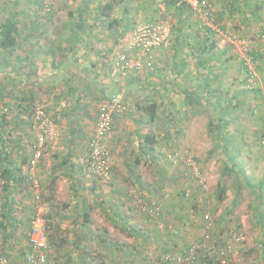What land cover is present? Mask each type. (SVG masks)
Wrapping results in <instances>:
<instances>
[{
	"label": "rangeland",
	"instance_id": "rangeland-1",
	"mask_svg": "<svg viewBox=\"0 0 264 264\" xmlns=\"http://www.w3.org/2000/svg\"><path fill=\"white\" fill-rule=\"evenodd\" d=\"M139 1L130 0V2L125 3L119 0H82L81 2L79 0L0 1V21L6 19L8 14L16 11L29 12V18L25 17V20L38 21V16L42 15L43 18H40L42 20V26H40L38 31L32 32L39 35V37L43 36L46 40L51 38L48 31L53 25L52 20H54V14L57 15V22L61 25L63 23L66 25V23L68 24L67 21L69 18H71L73 10L78 11L82 9L89 12L90 7L92 9V7L94 8L96 6L98 12L105 13L101 10L107 12L103 7L106 3L112 2L114 6L110 12L111 17L116 16L119 19L121 17L118 16H121L125 12L132 15L131 17L128 16L129 19L126 20V24L123 25L120 22L117 28L115 26L111 27L110 32L107 33V38L104 39L105 36L103 37V41L117 42L116 49L121 45L117 50V52H121L114 59V64L106 67V72H104V69L100 70L99 67L97 70L100 71L96 70L95 72L92 67H76L68 64L61 65V67L56 66L54 69L49 66V62L45 64L42 61L41 64H38L34 58H31L28 61V73L29 75L35 74V77L37 76V83L32 81H24L23 83L7 82L8 85H11L12 98L9 108H11L12 114H10V118L7 117L6 113L0 114V123L2 122L4 124L6 118L8 123H16L10 129L12 131L18 127L20 133L19 138L15 133L10 134V136H14L13 138L17 140L15 142L18 143V139H20V141L22 140L29 144L30 148L34 145L36 134L32 128L31 116L37 106H42L51 120L49 131L45 133L46 140L43 144V156L38 159L40 161L39 163L37 161L35 166H40L41 168L37 174L43 187L41 198L44 210L49 209L47 213L50 217L46 218L48 221L47 234L50 254L55 260L57 259L59 264H122V259L111 256L109 252L110 249H113L112 253H114L118 243H129V241L131 242L133 238L137 237L132 231V233L129 232L131 230L130 226H133L136 232L146 235V237H140L139 242L142 243L139 246H143V249H149L157 253L153 246H145L144 241L150 239L152 244L159 246L162 243L161 238L163 239V236L167 237V233L164 230L160 233L152 220L145 216L144 213L136 211L134 194L138 195L144 202L159 204L162 207L164 211L163 220L174 224L175 228L169 235L171 239L172 235H174L175 240H173V243L175 246L188 245L193 239L200 237L204 231H208L213 236L217 231L226 235L235 226L233 230L246 235V243L243 249L249 244V233L247 227L244 229V222L242 220V217L248 214L246 212V202L244 201V197L239 194V196L235 197L236 201L232 203L234 198L232 200L229 198V190L236 187L238 193H241L247 185L254 197L255 191L258 189V193H262V198L264 199V183H262L264 182V128L260 130L258 127L264 124V40L258 37V31L264 24V0H216L215 4L217 8L213 10V23L220 32L205 26L199 27V31H202L201 34L206 36L204 40L209 41L212 38L223 39L222 42L224 44H230L233 47L231 48L232 58L230 65L227 67L231 74L230 77H234L235 79L237 96H233L228 101L227 108L224 107V109L226 112L234 108L244 112L247 111V117L245 118L248 119V124H252V129L254 130L257 128V132H253L254 134L250 135L252 137L261 135L259 138V146H255V150L259 154V162L256 161L253 163L254 168H251V163H248L250 169L246 172L250 171V173H245L242 177L245 185L243 183H237V177H235L232 171L228 175L225 171L224 162L220 158L222 154L219 146L221 139L213 128L215 120L213 119L214 114H212V108L210 107L205 108L203 112L202 110L195 111L193 107L190 108L185 103L186 107L181 110V115L177 110L172 111L175 114L171 116L172 118L168 117L167 120H165L164 113L162 117L157 115L154 124L155 131L158 133L156 134L154 132L157 136L154 150L149 153L143 147L145 145H143L144 142H141V135L145 131H150L149 126L153 124V121H150L146 110L141 109L140 106L148 105L152 94H156V92L151 94H138V89L133 86L132 81L134 75L140 73L132 72L126 78L116 77L117 73H112L115 70L116 61H119L123 56H132L129 44L133 31L139 24L148 21H157L169 23L173 26V23L176 21L177 11L168 8L166 0H145L148 2L144 4V8L139 7ZM223 7H226L227 14L230 15L228 19L222 15L223 12H221V9ZM146 9L147 12L145 11ZM179 10L188 11L187 14L190 16L188 19L193 22L194 27L195 24L198 25L201 23L198 16L189 8H180ZM151 13L153 14L151 15ZM103 16L105 18V14ZM92 20L94 25L106 27V18L103 19L102 23H97L94 19ZM40 31H42V34H40ZM16 34L19 38V32ZM27 36L29 38L26 41L28 46L25 44V47L22 49L18 45L19 47L17 46L18 48L12 49L9 55H7L8 51L0 52L2 53L0 58L6 61H15L16 57H20L22 52L27 56L29 53L33 56L38 53L41 55L44 54L43 50H37L39 45L36 44L37 40L35 36L32 33H29ZM232 36L236 37L238 41L233 42ZM60 39L61 41H67L68 37L61 34ZM245 40H250V44L247 47L240 43V41ZM16 43L18 42L15 39V45ZM171 44L169 47H171ZM165 48H168V46ZM212 49L214 47L209 49L211 54L213 53ZM64 52L65 50L63 49L60 52L55 51L56 54L61 53V55ZM117 52H113L112 54L111 47L110 51L103 55L110 56L112 54L113 57L114 54L115 56L117 55ZM46 59H48V56H45V61ZM58 69H60L58 73L60 74V78L55 79L54 76L57 73H54V70L56 72ZM159 69L160 67L154 66L152 70H143L144 74L147 75L148 73H159ZM1 71L3 73L5 72L3 65L1 66ZM76 71L80 72V76L89 75L86 76L85 80L88 78L93 81H97L102 76L106 78V73H108L110 77L107 81L108 85L115 81L120 85L119 87L121 89L114 90V86L109 88L106 86L107 89L105 88V90L109 94L118 91L122 95L125 104L128 101L132 103L134 108L131 111L133 115H130L128 121V124H130L129 130H127L129 135L125 140L124 138L122 139L123 145L121 148L119 149L115 146L112 149L106 141L111 157V172L108 179L98 178L89 173L83 168L80 161L88 149L90 137L93 132L92 127H94L93 124L96 117V107L100 99L92 101V106H89L90 111L86 110V114L83 115L86 120L83 123L84 129L82 131H86V137L82 135L85 133L81 132V134L77 132L78 130L70 131V134L73 136L69 141L74 142L75 145L72 144L70 148V152L74 154V156H71L74 159L73 162L71 161V167L69 168L67 163H64V167H61V169L54 166L55 173L53 171L50 172L49 167H51V164L49 163L57 162V159L58 161L63 159V154L60 153V155L56 154V156L53 155L51 157L52 154L50 153L49 156L44 157L49 143L59 130V121L53 119L54 117L56 118L58 111H60L57 109L59 105L57 100L61 102L66 98L58 99L60 94L56 91L57 86L53 84V79L58 81L59 88L65 85V88L61 89V94H65L66 96L67 93L70 94L67 86L73 85L75 76L79 77ZM96 75H99V77H95ZM80 81L82 80L80 79ZM93 83L95 84L96 82L88 83L87 87L83 88L82 86V89L86 91L90 88L89 90L92 91L91 87ZM17 89L25 95L28 92V95H26L28 98H26L27 103L33 101L31 111L29 108H24V101L21 104L19 92H14ZM3 92L4 87H0V107L3 101V97L1 96ZM239 96L242 98H239ZM225 98L223 94H220L219 100L221 101V105L219 106L220 109H218L220 111H223L222 104H225ZM166 100L168 101V99ZM174 101H179V98L172 99V102ZM20 105L22 112H20ZM175 105L176 102L173 103L174 108ZM213 108L217 109L216 106ZM163 111L165 112L166 110L164 109ZM51 112H54V114ZM51 116L54 117L52 118ZM158 117L159 119H157ZM131 122L137 123L138 130H133ZM168 123H171L172 126L166 130L169 127ZM256 125L258 126L256 127ZM139 129L144 131H139ZM174 151L180 152L183 155L187 154L192 156L196 162L195 167L200 171L202 177L200 183L203 186H199L198 180L191 177L187 179L186 176L181 175V169L184 166L188 167L187 170L190 173L191 167L185 164L183 165V161L172 159L169 155ZM1 153L3 159L8 158V151L2 149ZM9 156L10 158H16L17 153H9ZM136 159L139 160V163L136 162ZM233 165V169L235 167L243 168L238 163H233ZM243 165L246 166V163ZM62 168L70 169V178L63 177L60 173ZM33 170L36 173L37 168L34 167ZM14 172L17 173L18 170L16 169ZM23 174L24 172L20 177L24 179L20 181L21 183L19 185L16 183L15 178L5 182L4 176L0 174V255L4 253V250L9 254L17 251L21 259L23 250L27 246L30 217L34 212L32 207V194L27 190L32 180L26 178V182ZM53 176L57 177L54 183L55 194L52 201H47L46 198L48 196L45 186ZM35 178L37 179L36 175ZM221 178L227 180L229 183V189L227 191L228 198L225 201L218 202L214 194L217 183ZM259 180H262L261 184ZM17 182L19 181L17 180ZM73 200L76 203L73 211L74 215H67L69 201ZM80 204H82V208H79ZM46 207L47 209H45ZM84 210L89 212V221L87 223L83 220ZM205 213L209 215V220L207 221L202 220V216ZM66 217L70 219L74 218L72 221L73 226L70 228L68 224L64 223ZM50 236L52 240H50ZM68 236L71 239L74 237V240L67 239ZM60 237H64L65 239L63 246L67 248L66 252H63L64 247L57 251L53 243L56 238ZM5 238H7L6 247L2 246ZM137 239L139 240V237ZM243 249L240 255L241 264H244L243 259L245 258V250ZM68 252L71 255L70 257L68 256ZM72 253H75L77 256L75 257V254L73 255ZM16 264H19V262H16Z\"/></svg>",
	"mask_w": 264,
	"mask_h": 264
},
{
	"label": "crops",
	"instance_id": "crops-1",
	"mask_svg": "<svg viewBox=\"0 0 264 264\" xmlns=\"http://www.w3.org/2000/svg\"><path fill=\"white\" fill-rule=\"evenodd\" d=\"M79 1L81 2L82 0ZM119 1H122L123 3L128 1L130 2V0ZM148 1L140 0L139 7L144 8V4ZM210 1L213 4V10H215L217 8V5L215 4L216 0ZM101 11L104 12L103 10ZM145 11L147 12V9ZM221 12H223L222 15H224V17L228 19V16L230 15L227 14L228 11L226 7H223L221 9ZM28 13L29 12L16 11L6 16V18L14 17V21L16 22V33L19 32L21 36H19L18 38L17 34L12 33L16 41L18 42L16 43V47L20 45L23 49V47H25V44L26 46H28V43H26V41L29 39L27 35L29 33H32V35L35 36L37 40L36 44L39 45V48H37V50H43L44 54L41 55L40 53H38L33 56L31 53H29L27 56L22 52L20 57H16L15 61L7 60L6 63H0V65H3L5 71L4 73L1 71V65L0 87H4V92L3 95H1L3 97V101L0 107V114L6 113L8 118H10V114H12L11 108H9V104H11L12 94L11 85H8L7 82L23 83L24 81H32L37 83V76H34L35 78L33 79H30L29 77V59L34 58L36 60V63L38 64H41L42 61H44L45 64L49 62L48 64L51 68H54L56 66L61 67V65L68 64L74 65L76 67H92L95 72L99 67L100 70L104 69V72H106V67L113 65L114 59L121 52H117L119 47H121L120 45L118 49H116V45L118 44L117 42L103 41V37L105 36L104 39H106L107 33H109L111 30V27H109L108 25V20L106 19L105 21L106 27L93 24L92 19L96 20L97 23H102L103 19H105L103 16V14L105 13L98 12L96 6H94V8L92 7V9L90 7L89 12L82 9H79L78 11L73 10L71 18H69V20L67 21L68 24L66 23V25L64 23L61 25L59 22H57V15L54 14V20H52L53 25L48 31V33H50L51 35V38L47 40L43 36L39 37V35L33 33L35 31H38L40 26H42V20L40 19L43 18L42 15L38 16V21L25 20V17L29 18ZM187 13L188 11L185 12L181 10H178L176 12V21L173 23L171 32V47H169V44L168 48L161 47L154 52L153 67L149 70L154 69V66L160 67V69L158 70L159 73H148L147 75H145L144 70L142 69L137 72L140 74L134 75L132 81L133 86L138 89V94H151L156 92V94H152L150 103H156V117L157 115H159V117H162V114L164 113L165 120L175 114L172 111L177 110L181 115V110L186 107L185 103L188 105V107H193L195 111L202 110L203 112L207 107L212 108L211 112L212 114H214V118H212L215 120L213 128L215 130V133L217 132L218 137L221 139V142L219 143L222 153L220 158L224 163H227L228 167H230V171H232L235 177H237V183H243V174L250 173V171L246 172L248 169H250L248 163H251L250 167L254 168L255 166L253 165V163L256 161L259 162V154L256 152L255 146H259V138L261 137V135L257 137H252L250 135L257 132V128L254 130L252 129L253 125L248 124L249 121L245 118L247 117V111H240L237 108L227 110V112L223 114V125H220L218 122L219 118L222 116V112L225 110L224 107L227 108L228 101L233 96H237V92L235 90V88L237 89L235 85V79L234 77H230L231 74L229 73V68L227 67L228 65H230V61L232 58L231 48L233 47L230 44H224V42H222L223 39L219 40L217 38H212L209 41L204 40L206 36H203V34H201L202 31H199V24H195L194 27L193 22L188 19L190 18V16ZM152 14L153 13H151V15ZM128 16L131 17L132 15L125 12L121 16H118L121 17L119 18V20L123 23V25L127 23L126 20L129 19ZM114 18L117 17L114 16ZM41 32L42 31H40V34H42ZM61 34L68 37L67 41H61ZM117 35H119V33H117ZM111 47L112 54L113 52H117V55L115 56L114 54L113 57L112 54L110 56L103 55L104 53L107 54L106 52L110 51ZM211 47H214V49H212V54L209 52V49ZM62 49L65 50L62 55L61 53H55V51L60 52V50ZM0 52H2L1 48ZM45 56H48V59H46V61ZM209 65L211 66L210 68ZM59 70L60 69H58L56 72L54 70V73H57L54 76L55 79L60 78V74H58ZM39 72L41 73V71ZM76 73L79 77L75 76V82L73 83V85L67 86L68 92H70V94L67 93L66 96L65 94H61V89H64L65 85L59 88L58 81L53 79V84L57 86L56 91L60 94V97H58V99L66 97L64 98L65 100H62L61 102L57 100V103L59 104L57 106V109L60 111H58L56 118L54 116V118L52 116L51 117L59 121V130L53 140L49 143V145L47 144L49 147H47V152L46 154H44V157L49 156L50 153L52 154L51 157H53V155L56 156V154H63V159L59 161L57 159V162L49 163L51 164V167H49L50 172L53 171L54 173L56 172L54 170V166L61 169V167H64V163H67L69 168L71 167V161H74L71 156H74V154L70 152V148L72 147V144L74 145V142L69 141V139H71V137L73 136L70 134V131L78 130L77 132H83V123L86 120L84 119L83 115L86 114V110L90 111L89 106H92V101L100 99L101 102L104 97L108 96L109 93L107 90H105V88L107 89V87L109 88L111 86H114V90L121 89L119 87L120 85L115 81L113 82L114 84L111 83L108 85L107 81L110 78L108 73H106V78H103L102 76V78H97V81H93L88 78L87 80H85L86 76L89 75L80 76V72L76 71ZM97 76L99 77V75H96L95 77ZM3 77H5L6 79ZM80 79L82 81H80ZM92 82H96L95 84H92V91L89 90L90 88L86 91L82 89V86L83 88H85L87 87L88 83ZM14 92H19V97L22 104L23 101L27 98L26 95H28V92L26 93V95L23 94L22 91H18V89L14 90ZM220 94H223L226 97L225 104H222V112L218 110L220 109L219 106L221 105V101L219 100ZM176 97L179 98V101H174L176 102L174 108V102H172V99L174 100ZM239 98L242 97L239 96ZM166 99H168V101ZM25 104L27 103L25 102L24 105ZM126 105L127 106L124 114L117 120L113 131L107 139V143H109V147H111L112 149H114L115 146L120 149L123 145L122 139L124 138L125 140L129 135L127 130H129L130 124H128V121L130 115H133L131 114V111L134 108L132 103L128 101L126 102ZM211 105L213 107L216 106L217 109L213 108ZM164 109L166 110L165 112L163 111ZM168 110L170 111V113ZM20 112H22L21 105ZM51 113L54 114V112ZM159 117L157 119H159ZM155 120L156 119H154L153 124L149 126V130L153 133L156 132L157 134L158 132L155 131ZM131 123L133 125V130H138L137 123ZM171 123H168L169 127H167L166 130L168 128H171ZM14 124L16 123H8L7 118L5 119L4 124L2 122L0 123V174L2 175V173H4V177L5 175L8 176V172L4 169L7 168L9 171H11V173H13L19 167L20 172L18 171L17 174L22 175V173L24 172L23 176L25 178H28L30 172L29 164L34 157V149L30 148L29 144L23 142L22 140L20 141V139H18V143L15 142L17 140L13 138L14 136H10V134L15 133L18 138L20 137L18 127L10 131ZM2 125L4 126L2 127ZM94 125L95 122L93 126ZM257 126L258 125H256V127ZM258 127L260 128V130H263L264 124H261ZM92 128L94 130V127ZM139 131L144 130L139 129ZM83 133L85 134H81L83 136L85 135L86 137V131H84ZM115 139H117V141H115ZM118 148H116V150H118ZM2 149L4 151H8V158L3 159L1 157ZM11 152L17 153L16 158H10L9 153L12 154ZM3 154L7 155L6 153ZM261 160L263 161V159ZM233 163H238L240 164V167L243 168L235 167L233 169ZM244 163H246V166L243 165ZM35 168H37V170L36 173L34 172V175H36L37 179L41 183V180L37 175L41 168L40 166H35ZM241 171L244 172L240 173ZM60 173L63 175V177L70 178V169L62 168ZM261 181L262 180H259L260 184ZM243 184L245 185V183ZM249 190L250 189L246 185L244 190H242L241 193H238V189L236 187H233L231 190H229L228 196L232 200L233 198L241 194L244 197V201L246 202V212L248 214H246V216H243L242 220L246 224L245 225L243 223L244 229L247 227V231L249 233V244L244 247L245 249H243L245 250V258L243 259L244 264H264V199L262 198V193H258V189H256L255 191V197ZM69 202V211L66 214L74 215L73 211L75 209L76 203L74 200ZM79 208H82V204L79 205ZM73 220L74 218L70 219L69 217H66L64 223L68 224L70 228L71 226H73ZM136 233L137 237H139V240L134 236L135 238H133V241H129V243H118L116 245L117 249L115 250V252L112 253L113 249H110L109 254L111 256H116L117 259H122V264H145L143 258V246H139L142 242L139 241L141 239L140 237H146V235L142 233L143 236H138L139 233ZM215 236L216 238L219 237L220 240H223L226 237L225 234H221L220 232L218 233V231L215 233ZM69 238L70 237L68 236L67 239ZM72 239L74 240V237ZM72 239L70 238L69 240ZM161 240L162 243L159 246H155L156 244H152V241H150V239L147 241L145 240L146 242L144 241V245L153 246L158 254H163V252L168 249V246L173 244V240H175V237L174 235H172L171 239L169 236H163V239L161 238ZM63 247V252H66V246H62V248ZM176 248L177 249L174 250L175 252L181 251V246H177ZM68 256H71L69 252ZM74 256L76 257L77 255L75 254ZM16 262H19V264H25L23 259L19 258L18 252L14 251L11 254V258H9L8 260V264H16ZM229 262L228 264H230ZM231 264H234V262L231 261Z\"/></svg>",
	"mask_w": 264,
	"mask_h": 264
},
{
	"label": "built area",
	"instance_id": "built-area-1",
	"mask_svg": "<svg viewBox=\"0 0 264 264\" xmlns=\"http://www.w3.org/2000/svg\"><path fill=\"white\" fill-rule=\"evenodd\" d=\"M4 1V0H0ZM187 3L189 9L193 11L200 19L199 27L205 26L216 31L217 28L213 23V8L209 0H180ZM220 32V31H218ZM258 37L264 40V25L258 31ZM233 42L238 41L233 37ZM171 43V24L148 21L139 24L133 31L129 48L132 56L121 57L115 62V71L121 78H126L132 72H139L142 69H150L153 65L154 52L161 48L167 47ZM245 47L250 44V40L240 41ZM251 74L252 71H250ZM125 104L122 95L118 92L112 93L109 97L98 104V117L95 122V132L89 141L86 154L82 158L83 168L98 178L108 179L111 172V157L106 144V137L109 134L115 116L123 112ZM50 118L42 106H37L32 115V128L36 134V140L33 145L34 157L29 164V176L32 180V207L33 215L29 222L27 233V249L24 254L25 264H58L50 254L49 242L47 238V229L45 221V210L41 198V189L38 180L34 175V167L38 159L42 156L43 144L45 143V133L49 131ZM174 160L183 161V165L190 166L191 173L184 166L181 169V175L198 180L201 185V174L192 156L181 154L175 151L169 155ZM194 169H193V167ZM34 178V179H33ZM134 203L136 209L140 212L152 216H159L161 206L144 202L138 195L134 194ZM154 217V218H155ZM208 219L207 214L204 215ZM156 219V218H155ZM156 223L158 228L163 231L166 228L165 222L160 220ZM168 227V226H167ZM171 226L169 225V228ZM246 239L242 233L230 230L226 233L223 243L217 242L214 236L208 231L203 233L198 239L190 242L186 247L180 249V252H163V254L154 253L146 249L143 252L145 264H241L240 255L243 244ZM0 264H8V260L0 255Z\"/></svg>",
	"mask_w": 264,
	"mask_h": 264
},
{
	"label": "trees",
	"instance_id": "trees-1",
	"mask_svg": "<svg viewBox=\"0 0 264 264\" xmlns=\"http://www.w3.org/2000/svg\"><path fill=\"white\" fill-rule=\"evenodd\" d=\"M166 5H167V7L168 8H171V9H173V10H176V11H178L180 8H189L188 7V5H187V3H185V2H180V0H166ZM113 6H114V4L112 3V2H110V3H106L105 4V6L103 7L105 10H107V12L106 11H104L105 12V18L108 20V25H109V27H114L115 26V28H117L118 27V25L120 24V20L118 19V18H114V16L113 17H111V14H110V12H111V10L113 9ZM15 25H16V22L14 21V17H9V18H6V19H3L2 21H0V48L2 49V52H4V51H8V53H7V55H9V53H10V51H12V49H15L16 48V45H15V37L13 36V34L12 33H15L16 34V32H17V30L15 29ZM264 25V24H263ZM171 32H172V26H171ZM2 53H0V55H1ZM0 63H6V60H2L1 58H0ZM17 65V64H16ZM18 65H19V63H18ZM114 73H117L115 70H113V73L112 74H114ZM35 76V74H32V75H29V77H30V79H33V78H35L34 77ZM118 75L116 74V77H117ZM119 77V76H118ZM120 78V77H119ZM116 92H118V91H116ZM116 92H112V93H116ZM111 93V94H112ZM110 95V94H109ZM109 95L108 96H106V97H104V99H102V101H104V100H106L108 97H109ZM28 99V98H27ZM27 99H25L24 100V103L26 102L27 103ZM125 99V98H124ZM101 101V102H102ZM32 102L33 101H29L27 104H25L24 105V108L25 109H28L29 108V110L31 111L32 110ZM100 103V102H99ZM98 103V104H99ZM124 104H125V102H124ZM140 108L141 109H144V110H146V112H147V114H148V116H149V119H150V121H153L155 118H156V112H155V110H156V103L154 102H151V103H149L148 105H144V106H140ZM125 109H126V104H125ZM125 109H124V111L123 112H121V113H118L116 116H115V119H114V121H113V124H112V127H111V130H110V132H109V134L107 135V137L110 135V133L113 131V129H114V126H115V123H117V120L123 115V113L125 112ZM34 112V111H33ZM226 111L224 110V113H225ZM47 113V112H46ZM224 113H222V116L219 118V120H218V122H219V124L220 125H223V123H224V119H223V114ZM48 115V114H47ZM32 117V116H31ZM97 117H98V105H97V107H96V117H95V122H96V119H97ZM32 123V122H31ZM94 128H95V125H94ZM94 132H95V129L93 130V132H92V134H91V137H92V135L94 134ZM141 134V133H140ZM142 136V138H141V142L143 143L144 142V144L143 145H145V146H143L144 148H145V150H147V152H153V150H154V145H155V143H156V139H157V136H156V134L155 133H153V132H151V131H145L144 132V134H142L141 135ZM91 137H90V140H91ZM107 137H106V141H107ZM105 141V142H106ZM32 149H33V146H32ZM175 152V151H174ZM174 152H172V153H174ZM34 153V152H33ZM7 157H8V155H7ZM81 161V165H82V159L80 160ZM136 162L137 163H139V160L138 159H136ZM83 166V165H82ZM224 168H225V171H226V173H227V175H228V173L230 172V167H228V165H227V163H224ZM5 171H7L8 172V176H6L5 175V182H8L9 180H11V179H13V178H15L16 179V183L19 185L21 182L20 181H22V179H24V178H21L20 177V175H18L17 176V173H15V172H13V173H11V171H9L7 168L6 169H4ZM17 170L20 172V168L18 167L17 168ZM242 172H244V171H241L240 173H242ZM4 173H2V176H4L3 175ZM17 176V177H16ZM56 179H57V177H55V176H53L48 182H47V185L45 186V189H46V192H47V198H46V200L47 201H52L53 200V198H54V194H55V185H54V183H55V181H56ZM17 180L19 181V182H17ZM27 179L25 178V181H26ZM27 182V181H26ZM38 182H39V180H38ZM7 186H8V184H7ZM39 186H40V189H41V194H42V185H41V183L39 182ZM30 189V190H29ZM228 189H229V183H228V181L227 180H224V179H220L219 181H218V183H217V187H216V192H215V194H214V197L217 199V201L218 202H222V201H225L227 198H228V196H227V191H228ZM27 190L30 192V193H32L33 192V188H32V183H30V186H28L27 187ZM236 201V198H234L233 199V201H232V203L233 202H235ZM52 204V203H51ZM134 205V204H133ZM45 209H47V207L45 208ZM47 210H49V209H47ZM47 210H45V214H44V217H45V221H46V229H47V224H48V221H47V218H49L50 217V215L47 213ZM136 211H139L138 209H136ZM49 212V211H48ZM142 213H144V212H142ZM145 214V216H147L150 220H152L153 221V224L155 225V227H156V229L161 233V230L158 228V226H157V223H156V219H157V221L158 222H160V220H162L163 222H165V220H163V217H164V211H163V209H162V207H161V209H160V211H159V216H157V217H155V216H152V215H149V214H147V213H144ZM205 214H207V213H205ZM204 214V215H205ZM204 215L202 216V220L203 221H207V220H209V218L208 219H205L204 218ZM208 215V214H207ZM6 216V215H5ZM209 216V215H208ZM47 217V218H46ZM156 219H155V218ZM31 218V217H30ZM83 220H84V222H88L89 221V212L88 211H84V213H83ZM165 224H166V228L164 229V232L165 233H167L166 235L167 236H169L170 237V235L169 234H171L170 232H172L173 230H174V224L173 223H169V221H167V222H165ZM169 225L171 226L170 228H169ZM168 226V227H167ZM4 228H5V226H3ZM131 227V230L129 231V232H133V234H135L136 233V230L134 229V227L133 226H130ZM233 228H234V226H233ZM233 228L232 229H230V230H233ZM134 230H135V233H134ZM229 230V231H230ZM228 231V232H229ZM236 231V230H235ZM131 232V233H132ZM207 231H204L203 233H206ZM220 231H218V233H219ZM227 232V233H228ZM237 232H239V231H237ZM10 233H11V231H10ZM139 233V232H138ZM221 233V232H220ZM240 233H242V232H240ZM142 233H139L138 234V236H142L141 235ZM244 236H246L244 233H242ZM136 236H137V233L135 234ZM47 238H48V234H47ZM199 238V237H198ZM198 238H196V239H198ZM195 239V240H196ZM214 239H216L217 240V242H218V244L221 242V243H223L224 241L223 240H220V238L218 237V238H216V236L214 235ZM50 240H52V238H51V236H50ZM170 241H172V240H170ZM194 240H192V242H193ZM246 241V240H245ZM244 241V244H243V246L245 245V242ZM48 242H49V238H48ZM53 242V241H52ZM54 244H55V246H56V250L58 251V249H61L62 248V246H63V244L65 243V239H64V237H60V238H56L55 239V241L53 242ZM2 246H7V238H5L4 239V241H3V243H2ZM1 246V247H2ZM147 246V245H146ZM187 246V245H186ZM186 246H181V248L180 249H182V248H184V247H186ZM167 247V246H166ZM177 246H175L174 245V243L173 244H171V245H169L168 246V249L166 250V251H164V252H174V250H176L177 248H176ZM26 249H27V246H26ZM26 249L25 250H23V255H22V259H23V261L25 262V260H24V254H25V251H26ZM146 249H143V252L145 251ZM5 253V254H4ZM4 253L3 254H1V256H4L7 260H9V256H11V254H9V253H7V252H5V250H4ZM8 256V257H7ZM56 261H57V259H56ZM57 263H58V261H57ZM59 264V263H58ZM166 264H173V263H166ZM213 264V263H212Z\"/></svg>",
	"mask_w": 264,
	"mask_h": 264
}]
</instances>
